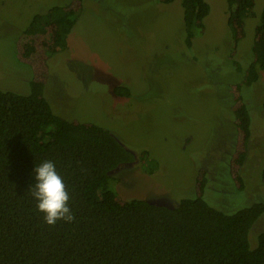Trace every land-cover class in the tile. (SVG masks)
Instances as JSON below:
<instances>
[{
  "label": "trees",
  "instance_id": "obj_1",
  "mask_svg": "<svg viewBox=\"0 0 264 264\" xmlns=\"http://www.w3.org/2000/svg\"><path fill=\"white\" fill-rule=\"evenodd\" d=\"M173 1L156 0V5ZM83 2L69 0L33 14L15 37V56L29 68L30 78L26 93L0 88V264H264V229L253 243L250 239V229L264 213V200L232 204L226 199L230 206H221L222 200L219 204L211 198L207 185L212 180L200 166L191 194L173 206L119 198L108 187L109 172L132 162L133 153L111 130L53 112L43 94L49 59L67 46ZM179 4L182 52L192 54L193 38L204 31L210 6L206 0ZM254 5V0H226L225 52L230 61L222 59L227 62L222 69L230 66L238 73L237 80L231 74L223 86L230 94L232 136L230 154L217 175L226 180L228 195L244 190L251 137L245 89L254 87L264 69V5L248 58L244 63L232 58L246 33L245 20L255 14ZM110 91L117 97L135 96L121 83H113ZM44 161H52L64 179L75 216L71 223L49 226L36 209L33 170ZM259 178L264 188V165Z\"/></svg>",
  "mask_w": 264,
  "mask_h": 264
},
{
  "label": "rangeland",
  "instance_id": "obj_2",
  "mask_svg": "<svg viewBox=\"0 0 264 264\" xmlns=\"http://www.w3.org/2000/svg\"><path fill=\"white\" fill-rule=\"evenodd\" d=\"M68 1L0 0L1 89L28 91L30 70L15 56V37L33 14ZM206 1L209 13L204 31L193 38L192 54H184L180 44L179 0L164 6L156 0H84L67 46L49 59L43 94L53 112L111 130L133 153L132 162L109 172L108 187L119 198L173 206L191 194L200 166L212 180L207 185L211 198L219 204L222 200L221 206H230L226 199L232 204L264 200L259 178L264 165V69L254 87L245 89L251 137L242 195H228L226 180L217 175L230 154L232 136L230 94L223 86L231 74L237 80L238 73L230 66L222 69L227 66L222 59L230 61L225 52L226 0ZM254 2L255 14L245 20L246 33L232 56L242 63L264 5V0ZM113 83L127 86L135 96H114ZM262 229L264 213L250 229L252 243Z\"/></svg>",
  "mask_w": 264,
  "mask_h": 264
},
{
  "label": "clouds",
  "instance_id": "obj_3",
  "mask_svg": "<svg viewBox=\"0 0 264 264\" xmlns=\"http://www.w3.org/2000/svg\"><path fill=\"white\" fill-rule=\"evenodd\" d=\"M34 183L31 195L36 209L43 214L44 222L54 226L58 221L71 223L75 216L69 206L70 195L63 177L52 161H44L33 170Z\"/></svg>",
  "mask_w": 264,
  "mask_h": 264
}]
</instances>
